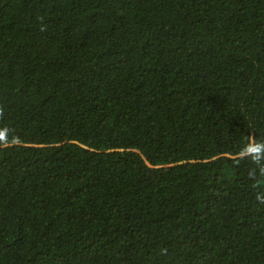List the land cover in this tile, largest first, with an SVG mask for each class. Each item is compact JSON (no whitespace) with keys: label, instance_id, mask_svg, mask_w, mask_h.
<instances>
[{"label":"trees","instance_id":"16d2710c","mask_svg":"<svg viewBox=\"0 0 264 264\" xmlns=\"http://www.w3.org/2000/svg\"><path fill=\"white\" fill-rule=\"evenodd\" d=\"M0 264H264V0H0Z\"/></svg>","mask_w":264,"mask_h":264}]
</instances>
